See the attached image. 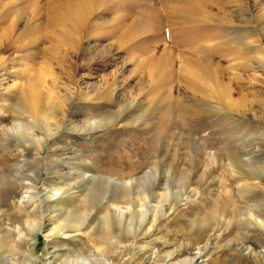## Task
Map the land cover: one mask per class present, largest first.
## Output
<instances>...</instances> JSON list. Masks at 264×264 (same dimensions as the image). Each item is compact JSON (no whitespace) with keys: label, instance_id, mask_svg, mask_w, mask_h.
Masks as SVG:
<instances>
[{"label":"rangeland","instance_id":"obj_1","mask_svg":"<svg viewBox=\"0 0 264 264\" xmlns=\"http://www.w3.org/2000/svg\"><path fill=\"white\" fill-rule=\"evenodd\" d=\"M81 1L0 0V264H264V0Z\"/></svg>","mask_w":264,"mask_h":264},{"label":"bare ground","instance_id":"obj_2","mask_svg":"<svg viewBox=\"0 0 264 264\" xmlns=\"http://www.w3.org/2000/svg\"><path fill=\"white\" fill-rule=\"evenodd\" d=\"M65 1V0H64ZM66 4H61L60 6H56V9H58L61 13V11L63 10V12H67L69 14H72V17L74 19V21L77 23L81 22L86 14H87V7H86V4L87 2L86 1H81V0H67V2H65ZM65 5V6H64ZM56 10V11H58ZM73 21V20H72ZM72 25V24H71ZM75 25V24H74ZM78 25V24H77ZM33 99H36V98H33ZM34 103V102H33ZM45 119V118H44ZM45 121L47 122V120L45 119ZM17 127L20 128V124H17L16 125ZM22 127V126H21ZM27 128V127H26ZM49 128V127H47ZM30 129V128H28ZM27 131V130H26ZM33 132V131H32ZM27 135H30L28 132H26ZM33 136V135H32ZM30 137V136H29ZM38 137V136H37ZM36 142L39 144L38 147H40L41 143H42V139L41 138H36L35 139ZM39 149V148H38ZM31 181L36 182V178H34L33 180L31 179ZM130 183V181H127L125 184L128 185ZM31 187V186H30ZM144 190V189H143ZM146 191V190H145ZM139 194V193H138ZM141 195V194H140ZM144 195V194H143ZM139 196V195H138ZM151 196V195H150ZM141 197V196H140ZM137 214V213H136ZM140 216H142V213L139 214ZM135 216H138V215H135ZM130 217V216H129ZM246 220L249 222V218H246ZM68 221V219H67ZM246 223V222H245ZM63 231V227L62 225L60 224H57L56 226H54L52 229H51V233H54V234H57V233H60ZM61 234V233H60ZM64 234V233H63ZM32 261V260H31ZM73 261H77V264H89V261L84 258V257H80V258H73L72 260L71 259H65V260H62L60 262V264H74ZM95 261V259H94Z\"/></svg>","mask_w":264,"mask_h":264}]
</instances>
